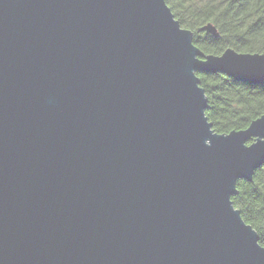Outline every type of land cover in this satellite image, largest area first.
Returning a JSON list of instances; mask_svg holds the SVG:
<instances>
[{"label": "water", "instance_id": "1", "mask_svg": "<svg viewBox=\"0 0 264 264\" xmlns=\"http://www.w3.org/2000/svg\"><path fill=\"white\" fill-rule=\"evenodd\" d=\"M197 72L262 85L264 53L165 0H0V264H264L231 200L264 114L214 131Z\"/></svg>", "mask_w": 264, "mask_h": 264}, {"label": "trees", "instance_id": "2", "mask_svg": "<svg viewBox=\"0 0 264 264\" xmlns=\"http://www.w3.org/2000/svg\"><path fill=\"white\" fill-rule=\"evenodd\" d=\"M193 42L204 52L220 54L232 47L241 52L264 53V0H165ZM211 22L213 36L198 28ZM207 97L205 115L218 133L242 129L264 114V84L250 85L219 72H197ZM231 200L242 218L255 228L264 245V162L251 181L237 180Z\"/></svg>", "mask_w": 264, "mask_h": 264}]
</instances>
